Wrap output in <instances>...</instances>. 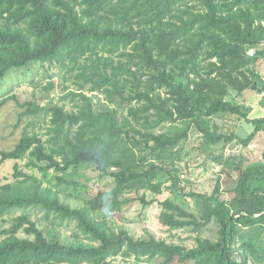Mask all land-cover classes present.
Masks as SVG:
<instances>
[{"label":"trees","instance_id":"obj_1","mask_svg":"<svg viewBox=\"0 0 264 264\" xmlns=\"http://www.w3.org/2000/svg\"><path fill=\"white\" fill-rule=\"evenodd\" d=\"M252 48L263 55H250ZM261 58L264 0H0V84L45 61L71 82L62 83L61 95L70 108L39 104L53 81L20 104L22 135L13 148H0V164L15 161L14 181L0 183V218L10 216L0 228V264H119L118 257L264 264V151L262 162L248 165L242 153L212 157L220 165L212 193L187 189L182 177L193 154L211 157L214 145L232 141L247 147L264 130V116L250 117V107L237 101L259 75ZM10 99L19 105L12 94L0 99V109ZM229 115L252 124V132L223 133L217 118ZM40 121L43 133L29 130ZM23 158L40 177L19 168ZM89 165L114 183L84 197L82 184L66 176ZM51 169L60 172L55 181L47 177ZM164 190L183 200L161 201L159 221L188 231L193 245L135 239L98 217L102 200L110 213L136 199L150 204L146 192ZM32 211L50 223L41 227ZM210 225L214 236H204ZM56 227L71 234L64 238Z\"/></svg>","mask_w":264,"mask_h":264},{"label":"rangeland","instance_id":"obj_2","mask_svg":"<svg viewBox=\"0 0 264 264\" xmlns=\"http://www.w3.org/2000/svg\"><path fill=\"white\" fill-rule=\"evenodd\" d=\"M257 68V66H256ZM62 76V71L55 66L49 65L48 61L32 63L27 67L20 68L10 72L3 82L0 84V99L9 96L16 95L19 100V105L10 99L6 104L0 109V148L11 149L14 144L19 140L22 135L23 127L27 123V118H23L21 123H18L19 113L25 110L24 106L20 104L24 103L26 100L36 99V96L43 94V86L46 85L48 81L54 82V88L50 91L49 96L39 99V104L41 106L49 105L50 103H66V107L70 108L71 103L67 100L61 99V95L64 94L62 89V83L69 84V80L64 81ZM33 83V84H31ZM70 89H75L76 86L73 84L69 85ZM258 91V92H257ZM252 90L251 88L245 91L242 95L237 97V101L240 104L250 107L249 116L252 118L264 116V98L259 90ZM87 94H91L85 89ZM235 92L231 91L230 97L235 98ZM229 97V98H230ZM250 97L247 102H244V98ZM48 119V118H46ZM218 123L222 126V132L229 134L230 132H235L240 137H246L253 130V125L246 122L244 119L237 118L234 115L224 116L223 118H217ZM46 123L40 121L38 126H29V130L39 131L43 133L45 130ZM47 134H43V139L47 138ZM199 143V138L197 135H191L190 146H197ZM211 157H207L206 154H193L192 159L188 162V168L183 174V178L189 180L187 184V189L192 188L196 191L212 193L216 187V180L219 174L220 165L217 161L212 160L220 154L225 156L230 154L242 153L245 156V165L262 162V154L264 151V130L259 132L257 136L251 141L247 147H242L237 141H232L229 143H218L211 148ZM209 152V151H208ZM19 168L28 173H32L35 176H41V173L36 169H31L25 166L27 159L23 158L17 161ZM184 162H181V166L184 168ZM14 164L15 161H5L0 164V183L14 181ZM48 178L55 181V177L60 175V172L54 169L49 170L47 174ZM68 178L77 179L83 187H79L77 190L83 192L88 191V194L84 191L82 196H94L99 191H107L113 185V179L109 176H100V174L93 169L92 166H85L80 168L76 175L73 173H68L66 176ZM46 184V183H45ZM264 186V180L261 183ZM225 184H221L220 188L225 187ZM60 191L62 193L69 194L71 191L70 187H67L64 183L60 186ZM128 196H133L134 193L126 194ZM229 195L225 193L223 197H228ZM167 197H178V201L181 202L183 199L180 196H175L171 194L168 190H164L161 194H153L151 192H146L145 198L147 200H152L150 204L143 205L139 199L133 200L130 203L124 205L122 208L108 212V200H102V205L99 207L97 212L98 217L105 219L107 225L110 227H116L117 225L123 226L130 235L137 239L143 238L148 239L154 236L157 239H166L167 241L176 243H185L187 245H193V236H188L189 232L179 229V230H169L168 227L164 226L159 221V214L162 209L161 201ZM70 203L81 204L82 201L69 197L67 199ZM20 211H16L14 215L19 214ZM32 218L38 221L41 227L50 223L49 221L42 220L40 216L42 212L32 211ZM4 220L0 218V228L8 227L10 223V216L5 215ZM60 234L67 238L71 234V229L66 227H56ZM215 227L210 225V228L204 231V236H214ZM119 264H160L161 259H156L152 261H135L129 259L126 261L121 260L120 257L116 259ZM170 264H178L177 262H172Z\"/></svg>","mask_w":264,"mask_h":264},{"label":"crops","instance_id":"obj_3","mask_svg":"<svg viewBox=\"0 0 264 264\" xmlns=\"http://www.w3.org/2000/svg\"><path fill=\"white\" fill-rule=\"evenodd\" d=\"M256 66H257V71H258L259 75L256 77L257 79L254 80V82L256 83L254 88L251 87V89L255 90V91H257L258 88L261 89V86L264 85V58H261L257 62ZM259 91L261 92L262 97L264 98V88L262 90H259ZM248 99H250V97L244 98V102L246 103ZM258 134H259V132L257 133V135Z\"/></svg>","mask_w":264,"mask_h":264},{"label":"water","instance_id":"obj_4","mask_svg":"<svg viewBox=\"0 0 264 264\" xmlns=\"http://www.w3.org/2000/svg\"><path fill=\"white\" fill-rule=\"evenodd\" d=\"M248 53H249L250 55H253V54H254V55H259V56L263 55V51H262V50H260V49H253V48L250 49V50L248 51ZM256 79H257V78H256ZM255 84H256V83L254 82V83L252 84L251 87L254 88ZM263 88H264V85L261 86V89L258 88L257 90H262Z\"/></svg>","mask_w":264,"mask_h":264}]
</instances>
